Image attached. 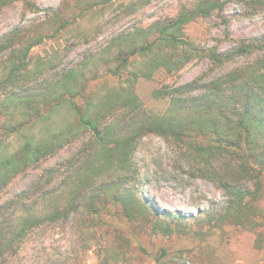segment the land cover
Wrapping results in <instances>:
<instances>
[{
    "label": "trees",
    "instance_id": "16d2710c",
    "mask_svg": "<svg viewBox=\"0 0 264 264\" xmlns=\"http://www.w3.org/2000/svg\"><path fill=\"white\" fill-rule=\"evenodd\" d=\"M16 1L24 2L29 11L42 12L55 26L30 36L15 28L0 42V54L8 53L0 76V190L9 179L82 133L88 138L66 161L45 168L32 184L34 190L24 189L1 206L20 213L7 223L8 216L0 210V263L31 229L62 225L72 217L85 224L102 222L105 213L112 217L121 212L126 218L140 213L162 232L183 226V215L155 208L136 197L129 184L137 141L147 133L177 143L188 172L223 191L226 201L219 221L230 216L235 223L253 228L255 212L250 201L264 191V35L239 39L227 51L217 45L195 46L183 37L184 25L221 10L224 3L196 0L170 19L114 38L116 64L106 73L119 77L126 71L124 85L94 96L87 90L88 79L81 67L69 66L45 77L43 69L50 64L40 60L31 68L29 52L94 4L110 0L89 2L80 6L76 16L62 20L31 0H0V10ZM147 1L135 3L140 6ZM240 2L254 10L264 9V0ZM193 58H206L209 68L182 85L153 90L155 97L168 98V106L163 113L147 112L133 90L138 77H150L159 68L176 71ZM237 58L244 61L229 66ZM137 59L141 67L128 70ZM217 68L224 70L209 76ZM62 110L63 117L53 118ZM36 124L41 125L39 135L29 132ZM10 134L22 138L11 151L3 144L4 136ZM104 172L107 177L101 179ZM57 177L60 185L53 184ZM37 204H41L38 212ZM110 206L115 207L113 211Z\"/></svg>",
    "mask_w": 264,
    "mask_h": 264
},
{
    "label": "rangeland",
    "instance_id": "374dc122",
    "mask_svg": "<svg viewBox=\"0 0 264 264\" xmlns=\"http://www.w3.org/2000/svg\"><path fill=\"white\" fill-rule=\"evenodd\" d=\"M31 1L56 12L60 20L76 16L80 6L95 2ZM195 1L148 0L139 6L135 0H110L94 4L64 29L32 47L30 67L36 61H46L50 65L43 69V74L50 77L63 68L79 66L88 79V92L101 95L109 88L124 85L127 75L126 71L119 77L106 73L116 64L114 55L118 45L112 44V40L122 33L146 29L157 20L170 19L182 7H190ZM223 1L221 10L184 25L183 37L198 47L217 45L220 51H227L239 39L264 35V9H251L240 0ZM54 26L42 12L27 10L22 1L0 10V42H4L15 28L23 29L30 36ZM7 54H0V76ZM139 61H133L128 70L139 69ZM242 61L244 58H237L229 66ZM208 68L206 58H193L176 71L166 72L159 68L150 77H138L133 90L147 112L163 113L168 98L155 97L153 90L182 85ZM223 70L217 68L209 76H216ZM64 115L62 110L53 118ZM40 130L41 125L36 124L29 132L39 135ZM87 138L88 134L82 133L54 154L9 179L0 190V210L2 216H8L7 223H12L20 210H3L1 206L24 189L34 190L31 186L45 168L66 161ZM20 142L21 135L10 134L4 136L3 144L11 151ZM133 160L134 177L129 184L135 188L136 197L159 210L183 215V226L162 232L140 213H134L133 218H126L121 212L112 217L105 213L102 222L86 221L85 224L78 217H72L62 225H40L31 229L16 250L1 259L0 264H264V191L259 198L250 201L255 212L253 228L250 225L244 227L230 216L222 221L217 219L218 213L223 211L226 196L212 182L188 172L179 145L171 139L154 133L143 135L137 141ZM102 176L101 179L107 177L105 172ZM53 184L60 185V177ZM35 207L38 212L41 204ZM114 208L110 206L111 211ZM117 208L119 210L120 206Z\"/></svg>",
    "mask_w": 264,
    "mask_h": 264
}]
</instances>
